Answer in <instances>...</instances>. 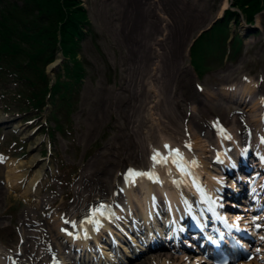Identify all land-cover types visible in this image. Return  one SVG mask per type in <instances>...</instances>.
Segmentation results:
<instances>
[{"label":"rangeland","instance_id":"374dc122","mask_svg":"<svg viewBox=\"0 0 264 264\" xmlns=\"http://www.w3.org/2000/svg\"><path fill=\"white\" fill-rule=\"evenodd\" d=\"M226 1L229 6L230 0H81L92 25V34L78 43L77 57L81 62L82 76L71 90L72 101L76 102L72 112L66 118L64 112L58 109L57 120H54L48 105L41 114L34 111L25 114L26 121L30 120L28 118H35L36 124L40 125L34 134L23 140L26 141L23 150L25 155L18 152L16 147L15 150L10 149L8 142L11 139L17 140V137L10 130L2 131L3 125L0 123V139L2 132L6 135V142L4 140L0 150L21 155L13 161V165L20 167H9L8 174L11 169L17 170V173L24 172L18 181L27 177L30 179L28 186L37 174L35 169L39 166L29 171L31 167L28 168V161L32 152H42L44 160L48 159L45 165L42 160L48 171L40 188L42 195L38 197L25 193L23 183L7 190V167L0 165L2 254L9 255L22 249L31 261L33 250L27 251L24 246L32 248L34 241L28 236L30 230H27L26 223L29 224L28 228L35 229L36 241H42L43 237L35 226L36 222L46 226L52 224L53 211L58 213L62 207L68 209L69 207L65 206L67 204L73 203V211L80 210L81 205L76 203L79 197L78 200L81 201L85 198L86 203L93 198L98 200L114 197L115 195L110 196L107 193L112 192V187L120 186L127 167L144 165L148 151L147 143L133 132L139 123H135L140 114L137 107L142 106L143 102L145 104L148 94L150 98L155 94L162 96L163 106L168 113L175 106L182 121L185 118V110L190 108L192 111L191 102L195 96L206 99L205 92H199L197 89H215L217 92L225 83L240 82L245 77H251L257 84L253 96L256 93L257 97L264 99V0H254L252 6L245 7L253 12L263 9L255 16L253 24L245 26L243 21H229L227 24L232 34L237 32L242 36L243 42L235 54L231 53L232 47L228 51L226 42L222 45V59L209 60L210 68L204 71L201 78L196 76L191 66L187 44L200 31L211 25L220 15ZM59 67L60 65L57 71L60 70ZM227 72L231 73L225 79ZM50 73L53 71L50 70ZM154 73L156 74L153 76ZM197 83L202 89L196 87ZM7 88L11 92L17 91L11 84L7 85ZM3 90L0 84V92ZM192 94L193 100H188ZM174 96L179 100H175ZM11 97V108L15 111L18 100L14 98V93ZM2 100L4 99L0 96V117L13 116L10 110L8 114L2 113ZM222 101L221 109H216L218 113H215V118L225 121L224 125L229 131L238 121L234 120L237 114L233 113V110L228 113L226 105L233 106V109L247 116L252 114L247 110L250 104L237 105L236 102L224 98ZM144 108L140 118L149 114V109L144 112ZM153 113L158 116L157 111ZM193 114H189L188 121L190 123L192 120L193 125H197L198 133L203 135V132H200L203 123L196 119L198 112L194 111ZM251 118L248 117L250 121ZM21 119L22 116L19 115L17 123L20 128L25 127L22 132H30V129L36 126L35 123L25 126L26 122L19 121ZM149 119L148 116L146 122ZM57 122L61 124L62 130L54 128ZM176 127L179 129V125ZM42 137L52 141L53 155H46L45 145L40 141ZM134 142L140 146L136 147ZM31 146L33 149H30ZM140 148L143 149V154ZM47 182L50 183L46 189ZM46 196L48 209L41 212V207L38 209L33 204L46 199ZM28 216L32 223L26 221ZM53 256H47L41 264L50 261Z\"/></svg>","mask_w":264,"mask_h":264},{"label":"bare ground","instance_id":"6f19581e","mask_svg":"<svg viewBox=\"0 0 264 264\" xmlns=\"http://www.w3.org/2000/svg\"><path fill=\"white\" fill-rule=\"evenodd\" d=\"M227 6V2L223 5L222 10ZM221 10V12H222ZM221 14V13H220ZM156 73L153 74V76ZM228 74V75H227ZM230 76V72L225 73L224 77L225 79L228 78ZM191 86H193V84L191 83ZM232 89L233 91L236 90H240L242 94L244 95H251L254 92V85L251 82V79H247L245 80L242 84L239 85H235L233 87H231V85H229L228 87L223 88L221 91L219 92H213V91H206L205 92V100H202L200 98H198L197 96H195V99L193 100V96L194 94H192V96L190 98H187L188 100H193L191 102L192 104V111L188 110L187 112L185 111V118H183L182 121V117L180 112H176V110L173 111H169V113L167 112L168 110L166 109L165 106H163V97L162 96H157L156 94L150 98L149 94L147 96V98H145V104L143 102V105L138 106L137 110L138 113H140L137 116V120L135 121L139 123L136 124L135 128H134V132L133 134L135 136H138L139 139L140 137L142 138V141L147 142L148 144V150L149 153L148 155H151V152L155 153L154 155L151 156V158L145 160L147 166L149 165V172H153L155 178L149 180V182H147L146 184H142L144 179H142V177L138 176V178L135 180V182H126L124 185L123 183L120 185V189L122 190L124 197H125V206L127 207L126 209L129 211H134L135 209H141L139 206L143 201L146 202H150L151 200L154 202L157 199L158 196V192H163L164 190H168L171 188L168 185V181L164 179V177L168 174L171 173V169H173L174 167H176L177 165H182L183 164V158L187 159L188 156L196 158L199 160L201 167H202V172L204 173V179L206 181L207 184L211 185L214 183H217V180L221 181L223 180L225 174H222V178H220L221 176H217L215 173H213L212 171L209 170L208 166V162L205 161V158L208 154H212L213 151H210V147L211 144L208 143L207 141H204L203 139H201V135L198 133L197 131V125L193 122L192 120L188 121L189 118V114H193L194 111L198 112V116L196 119L199 120V118L201 119H206V117H208L209 115L213 114V111H216V109H221L222 107V102H221V98L218 97H223V98H228V93L227 90ZM222 94H221V93ZM153 95V94H152ZM174 99L179 100V98H175ZM261 98L257 97L254 98L250 101V106H249V110L253 113L252 116H257L255 115L256 111H257V104L260 103ZM181 102V101H179ZM145 107V108H144ZM145 109L144 112L146 111V109H149V114L147 116H144L142 118H140L141 115V111L142 109ZM153 111H157L158 112V116H156V113H153ZM263 111V110H261ZM143 112V113H144ZM194 115V114H193ZM149 116V121H147ZM244 114H239V117H244ZM245 120H248V118H246ZM250 120V119H249ZM254 121H255V127L258 129L261 127V119L260 117L256 118L254 117ZM248 123V121H245ZM182 124V126H181ZM179 125V129H177L176 126ZM238 128V131L242 132L246 127L243 124V121L239 122L238 124L235 126ZM137 128V129H136ZM146 129V130H145ZM235 130V128H234ZM262 132L264 133V128L261 129ZM140 131V132H139ZM197 132V133H196ZM219 143V148H225L227 145V142H224L223 140L220 139V133L218 132V138L216 140V143ZM138 142V141H137ZM175 142V143H174ZM135 143V142H134ZM231 143L234 145V147H237L238 142L235 140V135H232L231 137ZM136 147H139L140 145L135 143ZM173 146L178 147L179 152H180V156L177 159H172V153L173 151ZM140 152L143 154L144 151L142 148H140ZM157 153L159 154V156L157 157V159L161 160V162H157L156 160L153 159L154 156L157 155ZM216 156V155H215ZM163 158L167 159V162H163ZM38 155L34 156L33 160L31 161L30 164L32 163H38ZM158 167H163L166 168V170H164V172L157 170ZM41 169V167H40ZM14 169H11V172L8 174V180H9V185L8 188L12 187V179L11 177H9V175L11 173H13ZM170 170V171H169ZM38 176V174L36 175ZM14 181V180H13ZM16 183V181H14ZM232 183V181H230ZM229 182V183H230ZM34 182H30L26 188L27 192L29 195H36L37 193V187L35 185V188L32 189ZM38 186V185H37ZM213 188V186H212ZM216 188H219V186H217ZM102 189H104L102 187ZM175 192V198H178V191L174 190ZM80 198V197H79ZM78 198V199H79ZM76 200V203L79 205L82 204L83 201L81 200ZM104 201V200H102ZM108 204H111L110 201H107ZM77 206V207H78ZM247 209L246 207H244V210ZM75 212H77V209H74ZM124 211L123 209H117L116 212L118 214H121ZM71 212V210H70ZM69 210L67 208L64 207V209L59 212L64 214V216H67L70 214ZM72 213V212H71ZM79 214V213H78ZM77 214V215H78ZM248 215V216H246ZM262 216V215H261ZM261 216H256L255 218H260ZM249 214H244L243 218H249ZM248 222V227L251 225V220L250 219H246ZM117 227H122L121 222L116 219L113 222ZM60 226H64V223H62V221H59L58 223V227ZM257 226V225H256ZM262 228V225L260 226ZM115 228V227H114ZM114 228L111 229V231L117 232ZM50 229L51 232H54L55 235H63L65 237V235L63 234V232H61L60 234L56 231H54V229L52 228V226L50 225ZM66 239V238H65ZM70 239V238H69ZM54 240V238H53ZM67 240V239H66ZM55 242V240H54ZM53 241L49 240V241H44L43 245H45L46 247L43 248V255L42 256H38V255H34L33 260L35 262H38L39 260H43L44 257L51 251H55V244ZM57 243H59L58 240H56ZM55 242V243H56ZM56 243V244H57ZM61 243V241H60ZM70 243V242H69ZM71 246H73L72 243H70ZM106 248L107 246L102 245V248ZM39 249V247H36L35 252H37ZM255 250H264V248L262 247H256ZM108 250H104L103 253L105 254H110L111 252H107ZM15 256H12V258L10 257V259L7 261L6 264H17V262H15ZM168 258V256H160L158 255L156 258H152L149 261H143L140 262L138 264H196V262L194 260H186V259H180L175 257V255H172L169 260L166 259ZM100 261V260H98ZM97 261V262H98ZM201 261L198 262V264H200ZM0 264H5L3 259H0ZM48 264H66L65 261L63 259L57 260L54 259L52 260L50 263ZM241 264H264V256L259 255L255 260L248 262V263H241Z\"/></svg>","mask_w":264,"mask_h":264},{"label":"trees","instance_id":"16d2710c","mask_svg":"<svg viewBox=\"0 0 264 264\" xmlns=\"http://www.w3.org/2000/svg\"><path fill=\"white\" fill-rule=\"evenodd\" d=\"M253 1L235 0L234 4L244 9L252 6ZM81 3V0H0V79L16 77L22 90L26 89L28 96L42 104L48 83L45 66L60 47L68 59L63 68L69 80L61 81L58 74L50 99L54 100L55 94L59 99L66 96L65 91L81 77L78 43L91 32ZM252 13L248 10V17Z\"/></svg>","mask_w":264,"mask_h":264},{"label":"snow or ice","instance_id":"6c2138e0","mask_svg":"<svg viewBox=\"0 0 264 264\" xmlns=\"http://www.w3.org/2000/svg\"><path fill=\"white\" fill-rule=\"evenodd\" d=\"M177 154H178V150H177ZM158 156H159V154L157 153V155L154 156L153 159L156 160V161L159 163V162H161V160L157 159ZM163 162L166 163V162H167V159H166V158H163ZM138 175H146V173H140V172H137V171H135V170H131V169L129 170V176H130V177H134V176H138ZM103 207H104V206L102 205V206H101V209H102ZM97 211H100V214L103 215V212H102L100 209H98Z\"/></svg>","mask_w":264,"mask_h":264}]
</instances>
